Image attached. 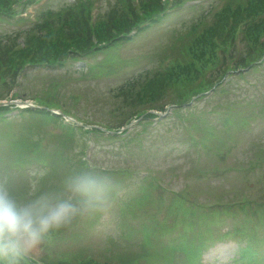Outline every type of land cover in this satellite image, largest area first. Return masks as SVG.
<instances>
[{
  "label": "rangeland",
  "instance_id": "obj_1",
  "mask_svg": "<svg viewBox=\"0 0 264 264\" xmlns=\"http://www.w3.org/2000/svg\"><path fill=\"white\" fill-rule=\"evenodd\" d=\"M62 1L49 0L45 4L43 0L28 9V12L33 13L31 16L27 17L23 13L20 18L0 20V33L27 27L34 21V13L38 9L50 3L56 6ZM68 1L72 0H64ZM219 1L199 0L196 3L199 4L198 9L206 10ZM115 2L116 0H98L103 5V10L112 8ZM215 8L211 10V14ZM188 11L183 6L177 15H169L158 26L149 27L126 44L124 42L114 48L96 52L86 62L88 67L84 61L74 60L62 67L28 68L19 86V91L24 93L14 99H38L41 104L49 103L74 115L82 123L116 122L118 110L111 111L115 110L114 106L121 104L115 96L117 87L139 72L160 68L164 57L167 59L174 51L161 52L159 47L162 44L170 45L174 40L173 36L168 38L167 30L170 29L167 24L177 26ZM207 19L212 21L213 17ZM230 49L229 47L228 50ZM179 54L178 51L174 55L177 57ZM252 68L248 73L228 76V94L218 92L210 98L199 100L193 107L181 109L179 115L162 118L158 124L143 122L134 126V134L130 136L118 137L116 140L96 136L98 143L91 161L112 174L119 190L121 186L123 188L137 180L138 173L143 180L148 175L146 172H151L154 178H147L145 187L151 189V181L158 179L166 192L153 188L150 196L154 198L155 195V201L149 200L153 208L136 200L128 209L134 217L122 213L121 218L125 221L118 225L122 226L119 230L116 223L107 222L109 210H106L61 232L33 257L39 259L46 254L57 262L64 260L70 264H75L73 262L80 258L90 257L111 264L123 263L127 259L141 264H194L192 259H196L195 256L200 253V246L191 248V244H188L186 249L185 240L187 243L192 240L193 245V239H198L202 234L201 239L205 244L212 236H218L225 229L244 227L247 215L258 224L257 227L248 226L250 229H257V233L264 231V67ZM195 84L198 82L192 86ZM173 98L174 95L166 99V102ZM11 120L14 121L12 125L9 124V128L0 129V172L5 174L3 177L7 174L1 169L10 161L7 157H11L7 154H17L21 145L7 141V138L15 135L20 137V126L27 124L22 116ZM35 121L31 123L30 136L36 139V147L32 146L34 151H28L37 153L43 161L51 160V152L55 148L58 150L56 152L62 154L65 151H69L67 154L72 153L69 157L71 162L73 158L77 161L84 156L81 150L90 143L88 137L81 138L74 134V141L70 131L55 129L53 122V126L51 123L48 125L43 117L42 121L41 118ZM39 125L48 130L40 131ZM194 125L199 130L196 133L190 127ZM8 134L10 137H7ZM200 136L203 138L202 144L197 142V137ZM64 161L56 160L47 175L38 182L43 189L55 187L56 184L59 187V180H62L67 170L60 168L57 163L62 166ZM10 163L13 169L19 170H8L7 173L21 184L16 190L23 197L26 195L29 179L33 180L37 176L43 164H28L27 174L19 160L14 158ZM127 170L134 173L126 174ZM11 178L10 182L13 181ZM179 197L187 200V203L180 201ZM129 201L131 199L122 207H127ZM242 202L246 203L243 208ZM92 218L95 222H92ZM249 232L245 239L249 237ZM147 233L152 249L149 247L145 250L140 245L143 247L147 242ZM112 237L121 241L123 246L116 247ZM118 237H122L121 240ZM223 240L213 241L207 248L208 251L204 254L205 264H220L221 260H230L227 257L236 246L235 239L227 237ZM245 242L244 246L248 243ZM175 250L178 253L180 251L183 256L170 259L169 254ZM217 255L225 256L216 259L214 256ZM163 256V260L159 259ZM254 256L257 258L256 262L264 259L263 240H260Z\"/></svg>",
  "mask_w": 264,
  "mask_h": 264
},
{
  "label": "trees",
  "instance_id": "obj_2",
  "mask_svg": "<svg viewBox=\"0 0 264 264\" xmlns=\"http://www.w3.org/2000/svg\"><path fill=\"white\" fill-rule=\"evenodd\" d=\"M15 3L16 0H0V17L16 15ZM119 3H126V7L118 8ZM89 6L90 3L83 0L78 4H68L58 9L48 7L28 27L0 35V84L7 86V90L11 91L17 84L21 69L27 63L62 62L67 57L89 53L103 43L113 42L118 33L127 31L129 25L139 20L138 9L131 0H118L113 9L106 11L103 19L96 22L90 20ZM140 6L141 11L150 14L156 7H161V1L142 0ZM126 8L132 13V17L126 14ZM239 31L243 35L241 40L246 50L237 64L245 66V59L256 53L253 45L259 44L260 37L263 36L261 34L264 33V0H228L220 14L218 13L201 33L198 34L197 28L193 27L177 33L175 38L178 43L175 50L180 54L174 64L161 70L140 72L138 76L127 79L117 88L115 96L123 97V105L120 108L124 110L120 112L122 123L146 113L148 109H164L163 100L170 98V90H173L176 97L172 100L173 103H184L196 93V88L190 87L194 81H202L209 72L212 74L206 77V82L200 83L197 92L206 89L208 85L211 86L218 77L222 78L228 69L227 61L232 57V53L228 56L227 49L235 48ZM193 33L198 35L195 34L196 36L191 38ZM261 44L264 49V40ZM250 60L251 58L247 63ZM212 69L216 70V73H213ZM8 108L0 107V115ZM33 112L35 116H50L46 111ZM151 115L153 114H146L148 117ZM29 132L32 133L31 128ZM22 139L28 143L27 149L34 146L28 135L22 136ZM57 153L59 156L64 155V152ZM64 160L65 167H68V161L65 158ZM57 165L62 168L59 163ZM71 166H74L73 163ZM40 260L38 263L28 258L27 264H66L64 260ZM74 263L100 264L93 259L82 261V258Z\"/></svg>",
  "mask_w": 264,
  "mask_h": 264
},
{
  "label": "clouds",
  "instance_id": "obj_3",
  "mask_svg": "<svg viewBox=\"0 0 264 264\" xmlns=\"http://www.w3.org/2000/svg\"><path fill=\"white\" fill-rule=\"evenodd\" d=\"M118 191L112 174L88 161L69 167L58 189L33 181L23 197L0 180V264H27L61 232L109 209Z\"/></svg>",
  "mask_w": 264,
  "mask_h": 264
}]
</instances>
